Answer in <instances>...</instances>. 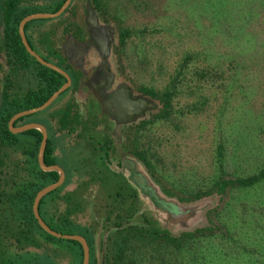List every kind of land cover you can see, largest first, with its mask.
I'll return each instance as SVG.
<instances>
[{
    "label": "trees",
    "instance_id": "16d2710c",
    "mask_svg": "<svg viewBox=\"0 0 264 264\" xmlns=\"http://www.w3.org/2000/svg\"><path fill=\"white\" fill-rule=\"evenodd\" d=\"M64 1L2 0L0 264H82L81 244L48 234L33 215L35 194L59 178L57 171H43L39 167L37 155L42 140L40 130L33 128L13 133L8 125L14 114L41 105L66 82L62 74L42 65L28 53L18 32L23 17L37 12H56ZM211 4V8H217L214 2ZM209 11L216 12L211 9ZM92 13L102 22L110 21V11L102 0H71L65 11L53 18L50 26H44L46 19L31 20L24 26L30 47L71 77V85L61 94L75 92L82 87V74L72 64L67 48H70V42L81 44L88 41L89 16ZM116 28L117 42L114 47L122 52L133 31L120 26ZM252 35L254 32L248 30L243 38L231 37L230 43L242 44V49H245L253 41ZM244 59L238 61L232 57V61L240 65ZM195 73L207 76L210 71L199 70ZM179 76L180 72L174 74L170 85L160 91L141 84L139 91L147 95L140 96L146 102L145 108L142 114H135L133 121L121 123L120 134L111 127L110 115L102 110L96 99L90 97L78 109L74 97H70L64 108L60 109L61 114L55 118L56 132L74 135L73 139L77 143H88L91 153L79 154L67 170L62 168L65 172L64 182L40 200L38 212L54 231L79 234L86 239L89 264H155V259H158L156 264H159L166 256L177 260L202 240L226 236L230 238L235 231L228 220L221 219L224 217L220 215L222 211L220 213L219 203H223L236 189H249L264 182L262 165L256 172L242 176L222 170L207 187H196L179 196L168 188L173 183L169 182V171L164 169L161 139L156 132L152 133L151 127L172 116ZM211 77L209 79L213 81L218 76L212 73ZM34 114L18 118L13 126L30 123L29 117ZM118 145L127 157H131L133 164L145 171V185L148 186L145 193H142L143 187L137 185L133 175L127 178L124 173L111 168ZM218 147L221 154L222 147ZM55 148L48 135L43 154L46 165H59ZM148 195L154 198L160 195L161 201L166 200V197L175 200V195L177 201H162V205L157 201V207L163 212L172 211L169 205L164 204L165 207L163 203L181 202L187 207L198 205V210L203 211L200 223L175 231L165 228L164 223L172 225V222L166 221L163 216L158 219L141 212V199ZM204 199H208L205 205L197 203ZM261 202L264 203V197ZM250 221L246 216L243 217L245 227L253 226L245 230V233H254V238L259 240L258 221ZM261 239L264 240V235ZM65 243L72 245L69 251ZM258 260L259 255L255 262Z\"/></svg>",
    "mask_w": 264,
    "mask_h": 264
},
{
    "label": "rangeland",
    "instance_id": "374dc122",
    "mask_svg": "<svg viewBox=\"0 0 264 264\" xmlns=\"http://www.w3.org/2000/svg\"><path fill=\"white\" fill-rule=\"evenodd\" d=\"M102 1L108 6L110 21L102 22L92 13L89 25V32L93 25L106 31L102 60L94 47L90 55L87 54L89 57L84 58L86 61L76 59L77 64L89 63L90 66L103 62L104 72L109 70L112 75L111 83L125 87L129 97L140 99L142 108L146 102L140 96L147 95L139 91L141 84L160 91L170 85L174 74L180 72L172 116L151 127L152 133L156 132L161 139L164 169L169 171L168 179L173 183L168 188L179 196L196 187H207L222 170L242 176L256 172L264 165V0ZM212 2L217 8H211ZM53 21L48 18L43 24L50 26ZM117 26L133 31L122 52L114 47ZM248 30L254 35L247 48L230 43L231 37L243 38ZM2 37L0 0V41ZM232 57L238 61L245 59L240 65L235 64ZM89 66L84 68L89 69ZM199 70L210 71V74H196L195 71ZM211 72L218 76L213 81L209 79L212 78ZM91 73L89 70L87 76ZM86 92L82 87L75 92H64L50 106L29 117V121L45 126L55 144L57 162L65 170L79 154L91 152L88 143H77L74 135L56 132L55 118L70 97H74L77 109L83 107ZM121 123L112 120L110 125L120 134ZM117 140L120 141L118 135ZM218 146L222 147L221 154ZM128 166L134 168L135 175L143 182L145 171L133 164L131 157H127L118 145L111 168L128 178L134 174ZM142 190L145 193L148 186ZM157 196L142 198L141 212L158 219L163 216L172 222V225L164 223L165 228L175 231L200 223L203 211L198 210V205L187 207L181 202L163 203L172 209L163 212L156 205L158 200L162 205V201L177 199L175 195V200L165 196L166 200L161 201L160 195ZM263 197L264 182L249 189L232 191L219 204L220 215L224 217L221 219L228 220L234 234L230 238L202 240L177 260L166 256L159 264H264V240L261 239L264 235V203H259ZM206 200L197 203L205 205ZM245 216L252 220L250 222L258 221L259 240L254 238V233H245L253 228L250 225L245 227ZM66 245L69 251L72 245ZM258 255L259 260L255 262ZM157 262L155 259L154 263Z\"/></svg>",
    "mask_w": 264,
    "mask_h": 264
},
{
    "label": "water",
    "instance_id": "95a60500",
    "mask_svg": "<svg viewBox=\"0 0 264 264\" xmlns=\"http://www.w3.org/2000/svg\"><path fill=\"white\" fill-rule=\"evenodd\" d=\"M70 2H71V0H65L64 3L61 5V7L56 12H53V13H50V12L32 13V14L26 15L25 17H23L20 20L19 26H18V32H19L21 41H22L25 49L39 63L59 72L60 74H62L66 78V82L63 83L56 91H54L48 97V99L45 102H43L41 105L34 107V108H31V109L23 110V111H20V112L14 114L9 119L8 125H9L10 130L13 133H19V132H23L25 130L33 129V128L40 130V132L42 134V140H41L39 150H38V155H37L39 167L43 171H52V170L57 171L59 173V178L54 183H51V184L44 186L35 194V197L33 199V206H32L33 215L36 218L39 226L48 234H50L54 237H57V238H61V239L78 241L81 244L82 250H83L82 264H89V247H88L86 239L82 235H79V234H63V233L54 231L43 221V219L41 218V216L38 212V206H39L40 200L47 193L58 188L64 182V179H65V172L59 165H57V164L46 165L43 161V154H44L45 146L47 143V137H48L47 130H46L45 126L40 124V123H37V122L26 123V124L18 126V127L13 126L14 121L17 120L18 118H20L22 116L37 113V112L42 111L45 108H47L63 91H65L71 85V77L69 76V74L66 71H64L62 68L58 67L57 65L46 61L35 50H33L30 47V45L28 44L25 33H24V26L28 21L35 20V19H48V18L58 17L65 11V9L69 6ZM90 19H91V17L89 16V25H90ZM105 37H106L105 29L95 27L94 25L90 26V38L94 41V43L98 44L100 49H103L105 46V41H106ZM108 104H109V102L103 103V111H105L106 106H109Z\"/></svg>",
    "mask_w": 264,
    "mask_h": 264
},
{
    "label": "flooded vegetation",
    "instance_id": "af4514ba",
    "mask_svg": "<svg viewBox=\"0 0 264 264\" xmlns=\"http://www.w3.org/2000/svg\"><path fill=\"white\" fill-rule=\"evenodd\" d=\"M69 46L71 49H67V53L69 52V54L67 55L71 54L70 59L72 64L80 70L82 74V88L86 89V93L89 95H87L85 98L90 97L91 99H96V101L101 104L102 110L103 103L109 102V106H106L105 111L110 115L113 121H118V123H126L130 121L131 118L135 116V114L144 109V107H141L139 101L140 99H133L128 96V90L125 89V87H120L119 85V87H116L113 85V83H111L112 75H110L111 73L109 70L108 73L104 72V67H102L103 62L102 64H91L90 66L89 63H87V65L77 64L76 59L81 58L82 60L85 57L87 59L94 47L97 48L100 59L102 60L101 53L103 49H100L98 44L94 43L91 38H89L87 42L81 44L70 42ZM85 66H89V69H85ZM106 68L108 69L109 67ZM89 70H91L92 73L90 74V76H87ZM138 109L141 110L137 112ZM128 169H132L134 171L133 167L128 166ZM133 177L135 181H138L136 183L140 188L145 186L146 180L144 178L143 182H140L135 173L133 174ZM139 178L141 179V177Z\"/></svg>",
    "mask_w": 264,
    "mask_h": 264
}]
</instances>
